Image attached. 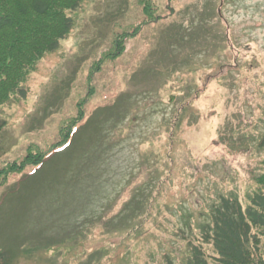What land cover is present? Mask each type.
Returning a JSON list of instances; mask_svg holds the SVG:
<instances>
[{
  "label": "rangeland",
  "instance_id": "374dc122",
  "mask_svg": "<svg viewBox=\"0 0 264 264\" xmlns=\"http://www.w3.org/2000/svg\"><path fill=\"white\" fill-rule=\"evenodd\" d=\"M82 0L73 26L0 107V169L60 143L0 187L13 264H184L222 196L264 175V0Z\"/></svg>",
  "mask_w": 264,
  "mask_h": 264
},
{
  "label": "trees",
  "instance_id": "16d2710c",
  "mask_svg": "<svg viewBox=\"0 0 264 264\" xmlns=\"http://www.w3.org/2000/svg\"><path fill=\"white\" fill-rule=\"evenodd\" d=\"M82 0H0V107L12 98L26 96L24 84L37 69L40 59L55 51L59 41L70 33L73 20L68 11H76ZM146 15L133 32L115 38L114 49L108 56L116 57L126 49V42L136 36L144 25L158 18L151 0H140ZM84 118L79 113L61 129L60 143L46 151L29 152L21 162H12L0 169V187L11 175L29 165H41L51 152L65 146ZM5 123L0 121V131ZM259 187L244 208L237 198L222 196L212 210L211 223L206 227L204 242L212 244L217 264H264V175ZM14 253L0 250V264H13ZM184 264H211L200 245L192 248L191 257Z\"/></svg>",
  "mask_w": 264,
  "mask_h": 264
}]
</instances>
